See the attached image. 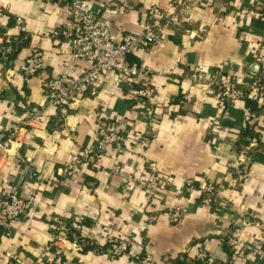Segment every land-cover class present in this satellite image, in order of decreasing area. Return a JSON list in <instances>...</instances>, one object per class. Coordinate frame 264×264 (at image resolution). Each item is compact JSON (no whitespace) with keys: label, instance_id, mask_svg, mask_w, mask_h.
<instances>
[{"label":"crops","instance_id":"0c3cea01","mask_svg":"<svg viewBox=\"0 0 264 264\" xmlns=\"http://www.w3.org/2000/svg\"><path fill=\"white\" fill-rule=\"evenodd\" d=\"M101 4L112 34L139 31L151 16L174 12L177 0H85ZM188 9L168 25L147 49L130 59L153 72L155 95L146 104L135 99L113 71L65 106L27 119L31 107L45 100L43 81L69 77L88 65L72 56L69 43L51 30L70 20L68 0H0V129L15 123L19 130L0 151V197L11 192L33 196L35 213L15 220L0 233V264H48L50 223L55 218L81 220L80 235L93 243L77 250L61 243L73 264H264V92L219 105L214 89L189 79L197 64L211 75L229 70L264 82V0H182ZM23 19L22 24L15 17ZM37 50L43 66L31 77L22 73L26 58ZM190 93L192 101L179 100ZM249 111L258 116V139L239 143ZM124 121L129 133L153 127V136L109 147L97 162L78 164L72 179L60 169L77 160L95 142L97 124ZM244 155V157H242ZM245 158L244 162L241 159ZM149 165L164 181L159 200L148 204L135 180ZM190 182L191 189L185 185ZM213 183L210 204L203 187ZM180 206L178 223L166 211ZM234 233V254L224 237ZM130 239L128 251L112 257L106 237Z\"/></svg>","mask_w":264,"mask_h":264},{"label":"built area","instance_id":"2783aa9c","mask_svg":"<svg viewBox=\"0 0 264 264\" xmlns=\"http://www.w3.org/2000/svg\"><path fill=\"white\" fill-rule=\"evenodd\" d=\"M70 20L64 26L51 30L54 38L66 40L75 60H85L88 65L79 69L78 72L69 77L57 75L48 77L43 81L44 102L39 106L31 107L25 123L42 116L47 109L54 108L65 113V106L77 96H80L85 89L91 88V94H96V81L99 76L113 71L128 87L130 94L144 104L150 102L155 95L153 84V72L147 66L138 64L130 59L134 52L149 48L161 35L163 30L173 23L178 22L177 16L188 9L186 1L177 0L175 10L170 15L162 17L151 16L139 31L128 32L120 40L112 34L107 14L114 13L101 4L88 5L85 0H68ZM2 11L0 9V15ZM16 24L20 25L23 19L15 17ZM43 66L42 57L37 50H34L25 60L22 73L25 78L36 75ZM189 79L193 82H204L209 84L218 97L219 105L223 106L227 101L244 99L248 93L258 91L264 92V82H259L245 73L240 74L228 71L226 74L211 75L208 67L204 64H197L190 69ZM179 100L183 103L192 101L190 93H183ZM258 116L249 111L247 127L254 128L257 125ZM18 123L4 126L0 129V151L4 150L7 142L19 130ZM153 127L148 125L142 133H129L127 124L118 119H107L97 124L95 128V142L89 147H84L77 160L60 169V174L66 179H72L75 174V167L78 164L92 165L98 161L109 147H120L126 140L143 142L153 136ZM244 157V155H242ZM245 158L241 159L244 162ZM164 181L162 173L149 165L147 169L136 180V186L145 193L148 204L156 203L159 200V192ZM190 182H187L185 189H191ZM215 185L208 183L203 187L202 202L210 204L215 194ZM35 213L33 196H22L11 192L0 197V225L9 228L15 220L31 216ZM183 214L180 206L170 207L166 211L167 220L170 223H178ZM49 227L53 230L48 243L51 249V260L48 264H73L61 246L62 242L72 241L77 250H82L80 229L81 220L71 218L69 227L78 234H74L72 240L66 237L69 228L59 218L53 219ZM82 238V237H81ZM83 239V238H82ZM224 242L230 247L232 253L240 248L239 238L234 234L224 237ZM91 242V241H90ZM130 239L126 237L108 236L106 244L109 247L112 257L124 254L128 251ZM141 264H153L150 255L135 256ZM208 253L200 249L195 260L201 264L208 261Z\"/></svg>","mask_w":264,"mask_h":264},{"label":"trees","instance_id":"16d2710c","mask_svg":"<svg viewBox=\"0 0 264 264\" xmlns=\"http://www.w3.org/2000/svg\"><path fill=\"white\" fill-rule=\"evenodd\" d=\"M252 139H258V134L257 132L253 129V128H250V127H246L244 133L242 134L240 140H239V143H243V144H246L248 143L250 140ZM61 221H63L65 223L66 226H68L69 230L68 232L66 233V237L70 240L73 239L74 237V234H78L77 232L75 233L73 231L72 228L69 227V223H70V219L69 218H59ZM54 222V220L52 221ZM51 222V223H52ZM6 229L4 226L0 225V233H5L6 232ZM51 232H53L52 229H50ZM80 239V242L82 244V250L86 247V246H92L93 243L88 241L87 239H82L81 237H79ZM196 263L198 264H201L199 262L196 261ZM175 264H185L184 261H181V260H177L175 261Z\"/></svg>","mask_w":264,"mask_h":264}]
</instances>
